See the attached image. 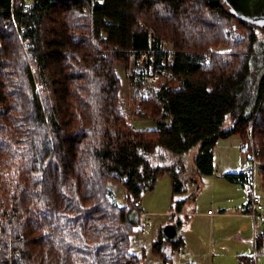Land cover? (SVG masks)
<instances>
[{
  "label": "trees",
  "instance_id": "obj_1",
  "mask_svg": "<svg viewBox=\"0 0 264 264\" xmlns=\"http://www.w3.org/2000/svg\"><path fill=\"white\" fill-rule=\"evenodd\" d=\"M259 33L206 0H0V264H141L144 251H129L144 212L134 203L166 173L170 209L188 199L182 165L146 158L156 147L194 148L195 171L209 176L217 141L236 135L257 152L264 191ZM142 52L151 54L139 62ZM117 63L139 66L130 116L153 127L126 115ZM223 177L251 183L241 169ZM109 182L123 187V204L110 201ZM167 242L180 246L160 232L151 252L172 264ZM263 243L264 223L254 250Z\"/></svg>",
  "mask_w": 264,
  "mask_h": 264
},
{
  "label": "rangeland",
  "instance_id": "obj_2",
  "mask_svg": "<svg viewBox=\"0 0 264 264\" xmlns=\"http://www.w3.org/2000/svg\"><path fill=\"white\" fill-rule=\"evenodd\" d=\"M259 35L260 39L264 41V35L262 33ZM166 46L171 50L170 43H166ZM219 49L223 48L220 47ZM132 71L134 73L139 72V66L131 65V63L127 68L120 63L115 65V72L121 80L119 98L133 125L136 127H153L152 121L134 120L130 116L133 87L129 73ZM145 85L148 86L146 83ZM229 125H231V121L227 117L222 128L226 129ZM239 141L238 136L233 135L217 142L213 150L214 172L209 176H200L195 171L193 156L196 154V150L194 148L186 154L178 155L168 152L162 147H156L154 151L146 154V158L152 166H171L176 162L182 165L184 171L180 173L179 179L185 183L186 193L183 196L188 199H186L183 208L184 215L175 214V209H170L171 179L167 173L157 179L151 191L142 194L140 197L141 208L149 214L144 218L147 227L144 228V234H141L143 220L140 225L135 226L131 236L132 243L129 244V251L132 252L137 248L135 241L138 237L144 239L145 250L141 264H152V260L148 259L149 255H154L151 253L150 241L160 232H163L166 226H171L174 229L172 241H175L180 234L185 237V250L187 248L192 250L193 255L202 252L210 254L203 258L201 262L203 264L209 262V258L214 256L213 264H264V243L258 251H255L253 247L254 236L263 230V224L254 221L250 213L245 216L237 213L241 204L248 201V196L244 193L242 186L229 183L222 176V173L226 171L237 172L242 167L245 158L249 157L250 152H243ZM189 179H192L193 182ZM109 183H114L111 187L113 196L108 195L110 201L123 204V187L119 183ZM254 191L260 201L264 202V191L260 188V177L257 172H255L254 177ZM208 207H211L215 213L218 207L225 208L226 214L221 217H213L212 220L208 217H200V213H204ZM192 213L195 217H192ZM178 220L180 221L179 225L176 224ZM181 226L182 228H180ZM237 235L246 239L247 244H243ZM162 249L167 255H170L172 250V255H170L172 264L181 262L178 253L184 250L182 246L173 248L171 243H164ZM140 250L141 248L139 253ZM250 258L251 262L247 263ZM241 259H247V261Z\"/></svg>",
  "mask_w": 264,
  "mask_h": 264
},
{
  "label": "crops",
  "instance_id": "obj_3",
  "mask_svg": "<svg viewBox=\"0 0 264 264\" xmlns=\"http://www.w3.org/2000/svg\"><path fill=\"white\" fill-rule=\"evenodd\" d=\"M221 140V139H220ZM217 142H219V140L217 141ZM239 143H240V141H239ZM217 144V143H216ZM216 146V145H215ZM214 146V147H215ZM214 150V149H213ZM214 152V151H213ZM246 156V155H245ZM246 159H247V157L245 158V161H246ZM244 161V162H245ZM213 167H214V153H213ZM241 168H239L238 169V171L237 172H239V170H240ZM213 172H214V170H213ZM226 173H235V171H226V172H224V173H222V176L224 175V174H226ZM225 179V178H224ZM226 180V179H225ZM227 181V180H226ZM227 182H229V181H227ZM229 183H234V182H229ZM234 184H238V183H234ZM113 185H114V183H108L107 184V191H108V194L110 195V196H113V190H111V187H113ZM238 185H240V184H238ZM241 186V185H240ZM243 187V186H242ZM186 203V202H185ZM122 203H120V202H117V205H121ZM248 203H247V201L244 203H242L241 204V206L239 207V211L237 212V213H239V214H241V215H247V213H248V205H247ZM184 206H185V204H184ZM184 206L182 207V210H181V212H179V213H175V214H178V215H184L185 213L183 212L184 211ZM140 208H141V203H140ZM141 210H143L142 208H141ZM211 211V213H208V211ZM144 211V210H143ZM216 213H215V211L214 210H212L211 209V207H208V208H206V211L203 213H200V217H208V218H211V220H212V218L213 217H218V216H224L226 213V209L225 208H222V207H218L217 209H216ZM145 212V211H144ZM146 213V212H145ZM147 214V216H149V214L148 213H146ZM192 215V217H195V216H193V213L191 214ZM195 215V214H194ZM179 219V218H178ZM176 224H180V221L178 220V221H176ZM177 225V226H178ZM180 228H182V226L180 227ZM132 236V235H131ZM174 236V235H173ZM238 236V238H240L242 241H243V244H247V241H246V239H244V238H242L240 235H237ZM157 238V235L154 237V239H152L151 241H150V243L152 242V241H154L155 239ZM175 241H177L178 242V244L180 245V246H182L183 248H184V250H182V251H179V260L181 261V262H179V264H184V263H186V262H190V263H193V264H203V263H201L202 262V260H203V258L204 257H206V256H208V255H210V254H208L207 252H202V253H199L198 255H193V251L192 250H189L188 248L185 250V247H186V242H185V237H183V236H181V234L178 236V238L175 240ZM132 242H131V238H130V244H131ZM135 243L137 244L136 246H137V248L136 249H134L131 253L132 254H134V255H137V256H139L140 255V253H141V251H144L145 249H144V246L145 245H143L144 244V239L143 238H140V237H138V239L135 241ZM167 243H169L170 244V242H167ZM141 248V250H140V253H139V249ZM152 253V252H151ZM184 255V256H181V255ZM153 255V254H152ZM215 257V256H214ZM213 257V258H214ZM213 258H209L210 259V261L209 262H207L206 264H213ZM148 259H151L152 260V264H163V262H162V260L158 257V256H156V255H153V256H151V255H149L148 256ZM143 260V259H142ZM248 262H251V258L250 259H248V261H247V263Z\"/></svg>",
  "mask_w": 264,
  "mask_h": 264
},
{
  "label": "built area",
  "instance_id": "obj_4",
  "mask_svg": "<svg viewBox=\"0 0 264 264\" xmlns=\"http://www.w3.org/2000/svg\"><path fill=\"white\" fill-rule=\"evenodd\" d=\"M151 32L150 30H148ZM161 51H165L167 54V58L170 57L171 55V50H169L166 46V43L162 42L161 43ZM148 54H151V52H142L139 56V62H142L143 60H146L148 58ZM150 56V55H149ZM158 80V75L154 74L151 76L145 77V82L147 85H152ZM258 168H259V162L257 160V152L256 151H251L249 154V157L247 158V161L242 165V172L249 175L251 177V183L246 185L244 187V193L248 196V202H249V212L254 221H257L261 224L264 223V202L260 201L259 197L254 191V177H255V172L258 174ZM135 207H139L140 204L139 202L134 203ZM208 213H211L209 210ZM143 224H142V229L140 230L141 234H144V228L147 227V223L144 222V218L147 216L145 212L141 213ZM181 256H184L183 254Z\"/></svg>",
  "mask_w": 264,
  "mask_h": 264
},
{
  "label": "water",
  "instance_id": "obj_5",
  "mask_svg": "<svg viewBox=\"0 0 264 264\" xmlns=\"http://www.w3.org/2000/svg\"><path fill=\"white\" fill-rule=\"evenodd\" d=\"M206 2L211 7L225 4L237 19L251 25L264 26V0H206ZM163 234L172 238L174 229L171 226H166L163 229Z\"/></svg>",
  "mask_w": 264,
  "mask_h": 264
}]
</instances>
